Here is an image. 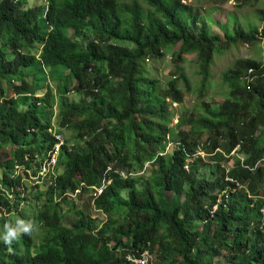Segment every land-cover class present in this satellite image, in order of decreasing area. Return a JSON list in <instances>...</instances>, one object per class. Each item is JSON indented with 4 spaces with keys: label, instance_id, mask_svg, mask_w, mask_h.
<instances>
[{
    "label": "trees",
    "instance_id": "1",
    "mask_svg": "<svg viewBox=\"0 0 264 264\" xmlns=\"http://www.w3.org/2000/svg\"><path fill=\"white\" fill-rule=\"evenodd\" d=\"M187 1L0 0V204L16 211L12 217L31 219L32 204H20L24 183L14 166H40L55 140L49 131L55 108L58 130L68 128L78 140L71 147L66 138L54 187L57 195L71 196L40 214L45 238L55 242L28 260L4 242L0 227V264H128L127 251L137 257L147 251L154 264H222L223 251L226 264H264V234L250 227L261 223L264 208V57L239 60L223 73L228 94L221 105L204 104L198 115L183 110L178 139L168 127L174 117L168 108L184 103L179 82L188 85L187 78L170 79L161 93L145 73L148 59L180 46L173 62L195 56L206 88L225 44H262L264 50V25L249 32L234 27L235 36L220 25L224 44ZM5 80L20 82L13 85L17 96L7 97ZM73 90L78 99L70 97ZM143 99L150 102L139 106ZM186 126L190 130L182 131ZM168 134L175 144L170 153ZM10 145L16 147L5 151ZM237 145L245 163L236 158L226 170L225 156ZM205 166L213 168V181L201 173ZM105 174L111 185L89 197L93 210L106 216L97 223L78 201ZM226 177L236 182L222 184ZM78 190L83 194L75 196ZM166 192L183 199L171 202ZM218 198L215 218L199 231L205 207ZM66 205L77 216L70 227L63 225Z\"/></svg>",
    "mask_w": 264,
    "mask_h": 264
},
{
    "label": "rangeland",
    "instance_id": "2",
    "mask_svg": "<svg viewBox=\"0 0 264 264\" xmlns=\"http://www.w3.org/2000/svg\"><path fill=\"white\" fill-rule=\"evenodd\" d=\"M63 1L64 0H61V2ZM242 1L244 0H188L184 3V5L191 10L193 9L194 13L198 14L197 17L200 20H206L208 22L207 24L211 28L212 33L214 35L220 36L222 38V43L225 44V39L218 27L220 25H227L230 34L233 36H235V28L249 32L252 29H261V27L264 25V21L262 20V16L264 17V15L261 13L264 11V0L248 2V4L241 7L240 4ZM247 44L248 43H238L236 45L230 46L229 48L227 47V44H225L226 48H222L221 52L215 56L214 64L211 67L212 77L209 81L210 85L206 88H202L200 85L201 76L199 75V66L197 65V59L195 56L185 57L184 61L173 62V56L179 51L180 46L173 48L172 51L163 58L156 60L152 58L148 59L146 62V78L148 80L156 81L159 87H162L161 93L167 88L170 79H178L180 74H184L189 82L188 85L182 80L179 82V87L185 94L184 103L181 105L172 104L168 108V110L171 109V112L174 113V117L168 127L175 131L176 139L179 138L178 131L180 130H177L176 128L179 119L178 115H181L183 110L188 111L187 115H191L192 113L194 115H198L199 113L197 112V109H199V107L203 106L204 104L218 106L223 103L228 94V87L223 83L224 72L230 69L239 60H248V58L260 61L263 60L264 50L262 44ZM178 67L183 68V70L181 71L178 69ZM46 83L51 84L49 80ZM19 84V81L12 82L11 84L7 80L1 82V86L7 88L8 96H6L8 98L17 96L18 93L14 90L13 85ZM79 95L80 94L77 92L75 93L74 90L70 92V97H72V99H78ZM153 101H155L154 98ZM149 102L150 101H144V99L140 100L139 106H145ZM51 120L53 124L51 130H54L56 129L54 116H52ZM189 130L190 126H186L182 129V131ZM63 134L65 138L70 140L69 145L71 147H75V144H77L78 140H76L74 132L68 128H64ZM167 137L169 138L171 135L168 134ZM172 138L173 137L169 139V143L166 148L169 153L172 152L175 147ZM81 143L85 144V140H82ZM15 147V145H10L5 148V151H11ZM197 154L205 162L209 161L207 157L209 155H206L201 151H198ZM193 160L194 158L188 160V162ZM221 163L223 164L224 162L222 161ZM211 164L214 163L212 162ZM259 165L264 166V160L260 162ZM212 169L213 168L209 166H205L200 171L207 179L213 181L215 178L214 176L216 175L212 173ZM222 184H224V181ZM30 195L33 196L32 193ZM166 195L171 202L182 201L183 199V195H176L171 192H166ZM90 205V198L86 193L85 197L78 201V208L80 210H84V212L90 215L92 219H95L97 223H104L106 221V216L101 212L94 211ZM66 207L68 208V212L64 213L66 215V223H71L69 225L72 226V223L77 220L76 212L73 211L70 206L66 205ZM227 254V251H223L218 259H220L222 262H226Z\"/></svg>",
    "mask_w": 264,
    "mask_h": 264
},
{
    "label": "clouds",
    "instance_id": "3",
    "mask_svg": "<svg viewBox=\"0 0 264 264\" xmlns=\"http://www.w3.org/2000/svg\"><path fill=\"white\" fill-rule=\"evenodd\" d=\"M185 3V2H184ZM56 108L54 110V117H55ZM53 124L49 128V131L53 134L55 140L53 145L50 149L43 155L40 160V166L37 169L29 168L25 164H16L14 166V175H20L22 178L23 189L21 191V202L22 206H26L28 204H32V207L27 210L29 213L30 218H26L23 216L20 217H12L11 215L14 214L16 211L14 209L7 210L4 206L0 204V227H3L2 230V239L6 244H10V247L17 246L18 250H22L26 255L25 257L29 260L31 256L37 255L42 251V246L45 244L47 246L52 245L56 239L48 240L45 238V227L46 221L40 218V214L44 208V206L48 205H57L60 203L66 196H71V193H67L66 195L59 196L57 195L59 192L58 190L54 189L55 184L57 182V178L59 177V172L61 171L59 166V156L66 143V138L63 134V130L59 131L56 123V129H52ZM64 129V128H63ZM57 135H62L64 139V143L59 148L57 153V162L56 165L50 169L49 171L43 170V161L46 159L47 156H51V153L54 151L56 144L60 141L57 138ZM239 146L237 145L229 155H226L228 162L224 164L226 170H229L233 167V162L236 158L239 159L240 163L244 165L245 159L247 155L241 154L238 152ZM166 153L168 151L166 150ZM243 157V158H241ZM110 169V168H109ZM123 177H127L124 171L118 170ZM225 182H236L234 179L230 177H226L223 179ZM112 180L106 174L102 177L99 184L90 186L89 190L87 191V196L99 197L101 196L105 190L111 185ZM13 189V188H12ZM101 190V192H100ZM54 192V194L51 193ZM33 194L31 196L30 194ZM95 193L97 195H95ZM83 194V191H76L75 196H79ZM14 196V195H13ZM73 196V197H75ZM217 202L209 207H205V215L207 218L205 220L198 221L199 231H202L204 226L208 224L215 218L216 213L218 212L219 205L222 204L223 200L218 198L216 199ZM204 209V208H203ZM204 210V211H205ZM101 212V211H98ZM263 214V218L261 219L260 224H256L255 222L251 223V228L258 227V229L264 234V208L261 209ZM102 213V212H101ZM11 217V219H7ZM5 218V219H2ZM63 225L69 226L71 223H66V218L63 220ZM100 223V222H99ZM214 225H212V229ZM251 235V234H250ZM120 253V251H119ZM123 259L128 264H154L156 261L155 255H149L147 251H142L140 253V257H137L135 254L126 252L122 255ZM221 263L226 264V262H222L218 259ZM18 264H26L24 262H19Z\"/></svg>",
    "mask_w": 264,
    "mask_h": 264
},
{
    "label": "built area",
    "instance_id": "4",
    "mask_svg": "<svg viewBox=\"0 0 264 264\" xmlns=\"http://www.w3.org/2000/svg\"><path fill=\"white\" fill-rule=\"evenodd\" d=\"M57 138H59L60 141L56 144L54 151L51 153V156H47L46 159L43 161V170L45 171H49L56 165L57 153L59 151V148H61V145L64 143L62 135H57ZM95 195L97 194L95 193Z\"/></svg>",
    "mask_w": 264,
    "mask_h": 264
}]
</instances>
